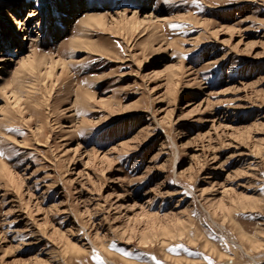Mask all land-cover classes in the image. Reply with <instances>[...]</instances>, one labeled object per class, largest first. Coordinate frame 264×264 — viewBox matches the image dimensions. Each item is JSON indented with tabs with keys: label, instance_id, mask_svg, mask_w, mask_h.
<instances>
[{
	"label": "rangeland",
	"instance_id": "1",
	"mask_svg": "<svg viewBox=\"0 0 264 264\" xmlns=\"http://www.w3.org/2000/svg\"><path fill=\"white\" fill-rule=\"evenodd\" d=\"M0 58V264H264V0H0Z\"/></svg>",
	"mask_w": 264,
	"mask_h": 264
},
{
	"label": "bare ground",
	"instance_id": "2",
	"mask_svg": "<svg viewBox=\"0 0 264 264\" xmlns=\"http://www.w3.org/2000/svg\"><path fill=\"white\" fill-rule=\"evenodd\" d=\"M5 1H9V0H5ZM11 1V0H10ZM93 17L95 16V15H93V14H91ZM31 16V15H30ZM90 16V15H89ZM88 16V17H89ZM93 17H91V18H93ZM86 19V18H85ZM88 19V18H87ZM94 19V18H93ZM91 20V19H90ZM89 21V20H88ZM38 39V37L37 38H35V39H33V41H35V40H37ZM32 57H34V56H32ZM33 59V58H32ZM28 60V59H27ZM30 60V59H29ZM2 61V58H0V62Z\"/></svg>",
	"mask_w": 264,
	"mask_h": 264
},
{
	"label": "snow or ice",
	"instance_id": "3",
	"mask_svg": "<svg viewBox=\"0 0 264 264\" xmlns=\"http://www.w3.org/2000/svg\"><path fill=\"white\" fill-rule=\"evenodd\" d=\"M179 247H183L182 245H180ZM153 259H154V257H153Z\"/></svg>",
	"mask_w": 264,
	"mask_h": 264
}]
</instances>
